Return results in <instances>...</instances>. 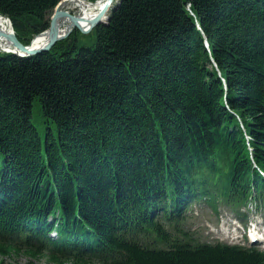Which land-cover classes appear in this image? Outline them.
<instances>
[{"label": "trees", "instance_id": "1", "mask_svg": "<svg viewBox=\"0 0 264 264\" xmlns=\"http://www.w3.org/2000/svg\"><path fill=\"white\" fill-rule=\"evenodd\" d=\"M59 1L0 0V14L29 44ZM79 33L0 51V256L264 264L171 214L264 192V0H117L91 44ZM55 226L93 248L51 241Z\"/></svg>", "mask_w": 264, "mask_h": 264}, {"label": "bare ground", "instance_id": "2", "mask_svg": "<svg viewBox=\"0 0 264 264\" xmlns=\"http://www.w3.org/2000/svg\"><path fill=\"white\" fill-rule=\"evenodd\" d=\"M105 0H99V1H86V0H61L60 1V8L69 11L66 9V6L69 4H75L76 6L80 7V12L77 14L78 16H81V19L78 21L80 26L84 28H89L90 20L100 12L102 7H104ZM114 5V3H111L109 8H111ZM71 13V11H69ZM73 14V13H72ZM75 15V14H74ZM76 15V16H77ZM106 16L101 17L102 21L106 20ZM57 26L60 27L59 34H63L67 30H70L74 28L73 22L69 17L62 16L58 18L57 20ZM0 32L2 33L0 35V47L1 51H10L12 54L17 55V53H20L19 55H25L20 50H18L13 43L4 36L6 33L12 32V27L10 24V21L5 17L0 15ZM49 34L47 31L43 33L36 34L32 39L33 41L30 44V48L36 49L40 48L43 45L46 44L48 41Z\"/></svg>", "mask_w": 264, "mask_h": 264}, {"label": "water", "instance_id": "3", "mask_svg": "<svg viewBox=\"0 0 264 264\" xmlns=\"http://www.w3.org/2000/svg\"><path fill=\"white\" fill-rule=\"evenodd\" d=\"M97 1H99V0H97ZM116 1L117 0H105L104 7H102L100 12L97 13L90 20L89 28H87V29L86 28L83 29L80 26L79 22H78L81 19V16H78V15L76 16V15L70 13L67 10L61 9L60 6H59L60 5V1H59L56 4V6L54 7V11H53L52 15L50 16V21H49L48 28L45 29L44 31L40 32V33H43L45 31H47V33L49 34L48 41L46 42L45 45H43L40 48L32 49V48H30V44H24L23 42H21L19 40V38L17 37V35L15 34V32L13 30V27H12V32L11 33H6V34H4V36L7 37L18 50H20L22 53L25 54V55H22V56H28V55L37 54V53H39L41 51H45V50L50 49L55 44V42L57 40L66 37L72 31V29H70V30H67L66 32H64L63 34H59L60 27L57 26L58 18H60L62 16L69 17L72 20V22H73L74 28H77L81 32H89L91 29H93L98 24L107 23V21L109 19L110 9H112L114 5L111 8H109V6H110L111 3H115ZM103 16L107 17L105 21L101 20V17H103ZM1 34L2 33L0 32V35ZM32 41H33V39L31 40V42ZM19 54L20 53H17V55H19Z\"/></svg>", "mask_w": 264, "mask_h": 264}, {"label": "rangeland", "instance_id": "4", "mask_svg": "<svg viewBox=\"0 0 264 264\" xmlns=\"http://www.w3.org/2000/svg\"><path fill=\"white\" fill-rule=\"evenodd\" d=\"M86 1H89V0H86ZM66 9H68L69 11H71V13H73L75 15L79 14V12H80V7L76 6L75 4H72V3L67 5ZM53 11H54V9H53ZM10 24H11V22H10ZM74 29H77V28H72V31H74ZM89 32H81L80 31L79 38L82 41V43L91 44L92 41H94L93 35H87ZM31 40H30V42H31ZM0 51H1V47H0ZM1 52H5V51H1ZM35 109H37L36 106H35ZM195 212H197V213H195ZM220 217H222L224 220H227V218L230 217V214H226V213L222 212V214L220 216H218V218H216V216L214 214H212L208 209H205V208L201 209V210L196 209L194 211V217L190 220V222H191V225L193 226V228L196 231H198V233L200 234V236L203 240H213V239H216L218 234H216L212 230V226H214L217 223V221H218V219H220ZM26 260H28V258H27V256H25L23 254L18 255V256H0V264H16L15 262L23 263ZM37 263L38 264H55L53 262L45 261L44 259L37 260Z\"/></svg>", "mask_w": 264, "mask_h": 264}, {"label": "built area", "instance_id": "5", "mask_svg": "<svg viewBox=\"0 0 264 264\" xmlns=\"http://www.w3.org/2000/svg\"><path fill=\"white\" fill-rule=\"evenodd\" d=\"M8 20H9V18L8 17H6Z\"/></svg>", "mask_w": 264, "mask_h": 264}]
</instances>
